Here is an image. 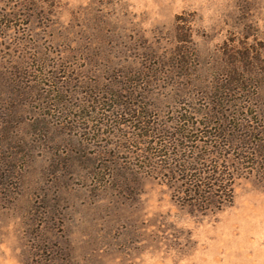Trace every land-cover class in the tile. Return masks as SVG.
<instances>
[{
	"label": "rangeland",
	"instance_id": "rangeland-1",
	"mask_svg": "<svg viewBox=\"0 0 264 264\" xmlns=\"http://www.w3.org/2000/svg\"><path fill=\"white\" fill-rule=\"evenodd\" d=\"M257 103L264 0H0V264H264V179L200 213L156 154Z\"/></svg>",
	"mask_w": 264,
	"mask_h": 264
},
{
	"label": "trees",
	"instance_id": "trees-1",
	"mask_svg": "<svg viewBox=\"0 0 264 264\" xmlns=\"http://www.w3.org/2000/svg\"><path fill=\"white\" fill-rule=\"evenodd\" d=\"M256 106L260 114L253 117V127L250 117L227 125L229 119L210 115L161 136L156 154L163 156L166 184L180 205L213 212L232 202L234 182L244 172L251 169L264 179V105Z\"/></svg>",
	"mask_w": 264,
	"mask_h": 264
}]
</instances>
